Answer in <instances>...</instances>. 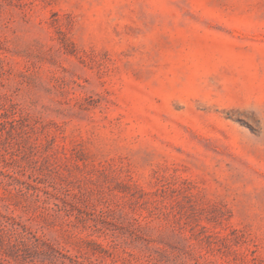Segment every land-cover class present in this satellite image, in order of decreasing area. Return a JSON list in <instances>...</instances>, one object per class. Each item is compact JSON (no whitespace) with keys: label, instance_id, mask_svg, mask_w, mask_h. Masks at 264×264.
Segmentation results:
<instances>
[{"label":"rangeland","instance_id":"obj_1","mask_svg":"<svg viewBox=\"0 0 264 264\" xmlns=\"http://www.w3.org/2000/svg\"><path fill=\"white\" fill-rule=\"evenodd\" d=\"M0 264H264V0H0Z\"/></svg>","mask_w":264,"mask_h":264}]
</instances>
